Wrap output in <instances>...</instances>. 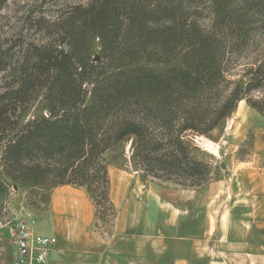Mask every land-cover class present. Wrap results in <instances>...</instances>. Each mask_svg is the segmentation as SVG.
Returning a JSON list of instances; mask_svg holds the SVG:
<instances>
[{"label":"trees","instance_id":"trees-1","mask_svg":"<svg viewBox=\"0 0 264 264\" xmlns=\"http://www.w3.org/2000/svg\"><path fill=\"white\" fill-rule=\"evenodd\" d=\"M46 2L0 0L4 186L83 187L114 219L110 148L131 140L152 179L200 188L211 168L186 136L212 131L243 99L264 116V0ZM143 57L177 63L157 70ZM36 101L42 112L26 118Z\"/></svg>","mask_w":264,"mask_h":264},{"label":"crops","instance_id":"crops-1","mask_svg":"<svg viewBox=\"0 0 264 264\" xmlns=\"http://www.w3.org/2000/svg\"><path fill=\"white\" fill-rule=\"evenodd\" d=\"M108 174L117 213L106 232L93 227L95 206L83 187L52 189L48 212L38 221L41 232L33 229L55 241L48 264L264 261V214L257 210L234 219L224 214L223 195L209 187L178 193L151 182L148 186L125 168L109 167ZM1 220L0 209V264H11L15 232Z\"/></svg>","mask_w":264,"mask_h":264},{"label":"rangeland","instance_id":"rangeland-1","mask_svg":"<svg viewBox=\"0 0 264 264\" xmlns=\"http://www.w3.org/2000/svg\"><path fill=\"white\" fill-rule=\"evenodd\" d=\"M11 1L24 3L32 0ZM33 1L37 2L39 0ZM47 1L44 5L45 11L55 9L57 2L65 0ZM3 13H6V11L4 10ZM36 37V39H44V31L37 33ZM261 41L264 43V36ZM92 46V53L95 55L100 48L96 39L92 40ZM153 53L154 50L150 48L148 55ZM242 62H246V60ZM176 63V61L171 63H149L146 57L139 61L140 65H148L157 70L165 69ZM42 110L41 103L36 101L27 113L26 118L40 114ZM186 137L193 153L204 159L211 168V179L200 188H192L172 181L152 179L132 160L131 140L120 143L105 153L108 168H125L131 173L136 172L141 175L148 186L151 182L178 193L195 194L198 189L209 187L215 190L216 194L223 195L224 214L234 219L248 218L251 216L248 213L253 212L254 209L257 210V215L264 214L258 211V205H261V210L264 212L263 115L255 110L246 99H243L238 103L236 109L212 131L206 134L190 133ZM47 185L46 188L43 185L31 186L16 183L6 187L0 180V209L3 224L13 226V232H15L13 223L27 221L30 222L35 231L41 232L38 221L44 218L48 212L50 194L53 189L50 182ZM85 193L87 194L86 190ZM9 216L11 217L8 218ZM95 218L94 228L100 232L110 230L113 220L111 214L108 212L103 213L102 207H95ZM15 241L16 239L13 238L14 243ZM228 262L227 264H231L230 261ZM232 264H264V261H232Z\"/></svg>","mask_w":264,"mask_h":264},{"label":"built area","instance_id":"built-area-1","mask_svg":"<svg viewBox=\"0 0 264 264\" xmlns=\"http://www.w3.org/2000/svg\"><path fill=\"white\" fill-rule=\"evenodd\" d=\"M14 227L16 251L11 264H48L55 241L35 232L30 222L17 221Z\"/></svg>","mask_w":264,"mask_h":264},{"label":"water","instance_id":"water-1","mask_svg":"<svg viewBox=\"0 0 264 264\" xmlns=\"http://www.w3.org/2000/svg\"><path fill=\"white\" fill-rule=\"evenodd\" d=\"M48 114H49V112H48V111H46V112H45V115H48ZM14 188H16V186H14Z\"/></svg>","mask_w":264,"mask_h":264}]
</instances>
